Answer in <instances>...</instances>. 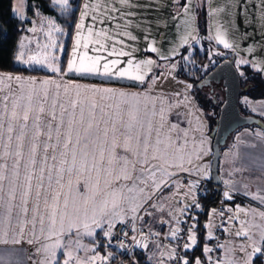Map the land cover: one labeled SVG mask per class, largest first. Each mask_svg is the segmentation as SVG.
<instances>
[{
    "label": "crops",
    "instance_id": "0c3cea01",
    "mask_svg": "<svg viewBox=\"0 0 264 264\" xmlns=\"http://www.w3.org/2000/svg\"><path fill=\"white\" fill-rule=\"evenodd\" d=\"M24 2L25 7L22 9V14L17 13L15 8L17 7V0L14 2V15L22 20L27 11V2L26 0ZM98 3H101L100 8L96 7ZM86 4L88 5L87 8H85ZM204 10L207 12V36L210 43L215 48L232 52L236 56L237 68L241 70V68L249 66L264 80V0H128L127 3H121L120 0H106V2L105 0H82L77 24L81 21L82 12H87V15L83 17L84 29L81 30V45L88 35L89 28L93 32L101 29L107 31L113 39L103 41L106 50L94 51L93 49L98 48L99 45L89 42L88 54L90 56H103L105 60H102L101 64L105 61L119 60L120 63L116 66L118 69L130 67L128 61L131 60L132 67L140 65L141 69L147 72L143 84L115 74L105 76L103 74L82 75L68 72L67 66L69 61L73 59V48L76 43V26L68 59L64 65L65 68L61 69L60 50H58L59 53H53L54 56L59 57L58 59L49 60L50 62L54 61L56 66L61 69L60 73L43 70L51 75L33 76L0 72V75L4 76L21 77L20 81L5 79L0 85L14 82L19 85V89L25 95L35 91V96H42L47 90L49 92V102L45 105L47 112L51 111L52 99L57 92L56 83L61 85L59 89L61 101L65 100L64 89L67 87L70 96H75L76 92L80 93L81 98L95 97L99 100L100 96H104L105 99L102 103L105 104H115L123 98L118 95L110 98L109 94L96 93L92 91L93 89H113L117 94L119 92L140 93L141 103L144 101L146 92L152 96L166 95L169 103L182 102L180 107L173 109V111L185 114L181 117L180 126L188 130L185 151L191 154L192 160V163L189 164L187 157L185 158L184 169L188 170L170 169L175 175L167 178L168 186L162 187L160 191L156 192L152 199L144 205V208L137 213V217L142 218L133 219L129 215L124 217V222H120L119 218L113 220L115 226L118 223H125L132 228L148 230L157 234V236L142 234L140 237L137 257H141L144 264H166L170 260L171 248L162 247L159 237H165L170 242L176 239L180 228L183 226L185 213L195 199L193 187L190 186L194 184L196 178L207 180L212 178L213 131L218 121L214 119L216 116L215 109L206 108L197 97L193 87L186 88L187 82L179 77L175 81L174 89L157 86V81L163 80L159 73L160 67L171 63L173 58H176L178 64L182 63L179 56L181 48L199 39L196 25L198 12ZM93 16L97 17L96 20H93ZM221 40L228 43L230 47H224V43L220 42ZM113 47L117 53L123 51L128 55H109L108 53L112 51ZM152 48L157 51H151ZM31 49L32 47L27 48V53ZM22 50L24 51V47ZM83 51L84 49L81 47L77 51V55ZM26 60H28L27 55ZM148 60L153 61V63L151 65L142 63ZM19 63L26 65L23 61H19ZM149 68L150 71H148ZM153 80H155V84H153ZM30 81H35V83H30ZM42 81H55L56 83L44 84ZM216 86L213 85L210 88L214 89ZM176 93L179 95H175ZM127 99L131 101L133 97L129 96ZM246 101L245 107L253 113L252 116L264 121V99H248ZM24 102L21 101V103ZM37 108L38 105L34 102L33 116L36 114ZM56 111L58 115L59 108ZM169 119L171 122L177 121L175 115H170ZM258 127L251 125L235 130L221 150L218 168L222 185L217 188L223 189L222 196L226 201H234L232 205L241 202L245 205L244 202L249 201L257 207V209L240 207L241 212L237 214L238 221L236 223L237 216L234 211H231L230 224L221 239L223 244L220 252L224 264H246L249 253L252 252L250 248L253 246L261 247L262 252L252 256L251 264H264V261L260 262V257H264V216L261 215L264 213V200L260 199V197H264V130ZM2 131L0 157H3L4 144L7 142L6 123ZM27 132L30 138L33 133L31 120ZM201 140H203V144H201ZM180 143L183 141L181 140ZM15 147L16 136H13V155ZM27 154L26 147L25 157L21 163L20 184L24 182V164L27 163ZM198 155L199 158H197ZM0 163H3L2 159H0ZM7 163L10 168L12 165L11 156ZM5 183L7 186V182ZM33 183L35 185V181ZM225 192L229 194L228 197L224 195ZM18 200L19 192L17 194ZM43 207L41 201L42 210ZM217 215V207H211L207 210L204 218L205 227H203L206 235L202 236L198 232L195 235V243H200L202 249L187 256L188 264H195L197 259L201 261V264L208 263V252L205 251V248H208L210 243L207 236L217 224ZM30 220L31 216H29ZM85 222L89 223L90 229L84 228ZM76 224L77 227L69 229L67 222H65L64 234L61 235L58 221L57 235L49 239L47 231L41 235L38 225L35 235H33L30 231L31 223L29 222L25 227L24 237L20 244H0V264H34L35 261L45 258L51 261V264H65L66 261L67 264H111L114 255L109 250L107 243L114 227L111 229V234L106 236L104 234L105 231H108L106 222H102V227H96L91 224L90 219L84 221L81 217L79 221H76ZM89 231H91V235L88 234ZM237 232H247L251 241L247 242V236L243 234L237 236ZM2 235L3 227L0 225V237ZM57 239L60 240L61 246L55 249V255L53 256L50 250L45 252L43 246H50ZM29 240L32 243H29ZM38 248L41 249L39 254H37Z\"/></svg>",
    "mask_w": 264,
    "mask_h": 264
},
{
    "label": "snow or ice",
    "instance_id": "6c2138e0",
    "mask_svg": "<svg viewBox=\"0 0 264 264\" xmlns=\"http://www.w3.org/2000/svg\"><path fill=\"white\" fill-rule=\"evenodd\" d=\"M57 2L67 4V0H57ZM120 2L127 3L128 0H120ZM87 7L86 4L85 8ZM96 7L100 8L101 3ZM85 15L87 12L81 13V21L76 25L73 59L69 61L67 71L82 75L115 74L143 84L147 72L143 71L140 65L132 67L131 60L128 61L130 67L118 69L116 66L120 63L119 60L105 61L101 64V61L105 60L103 56L88 54L89 42L99 45L98 48L93 49L94 51H104L106 49L103 41L113 38L103 29L93 32L89 28L88 35L81 45V30L84 29ZM92 18L96 20L97 17ZM220 42L224 43V47H230L223 40ZM81 47L84 51L77 55ZM151 51L157 50L152 48ZM108 54L128 55L123 51L117 53L115 47ZM22 57L23 53L18 55L17 59L22 60ZM47 59L45 54L44 60L31 56L23 62L43 64ZM142 63L151 65L153 61ZM48 67L53 72H61L59 67L52 64H48ZM150 70L149 68L148 71ZM5 79L20 81L22 78L0 75V84ZM42 83L56 82L42 81ZM60 87L61 85L56 83L57 92L52 99L50 112L45 108L49 102L47 90L42 96H35L34 100L31 92L25 97L19 88L9 87L8 92L0 88V106H2L0 129H3L6 123L8 133L3 157H0L3 160V163H0V225L3 227L0 244H20L29 222L33 235L38 225L41 235L47 231L48 238L51 239L57 235L58 221L60 234L63 235L65 222L71 229L77 227L76 221L81 217L84 221L90 219L91 224L96 227H102V222H106L108 231L104 234L108 236L115 227L114 219L119 218L120 222H124V217L129 215L133 219L142 218L137 217V213L156 192L168 186L167 178L175 175L170 169L179 168L187 171L188 169H184L186 157L187 163H192L191 154L185 151L188 130L180 126L181 117L185 114L173 111L179 108L182 102L169 103L166 95L152 96L146 92L141 103L140 93L117 94L113 89H93L92 91L96 93L109 94L110 98L117 95L123 98L118 103L105 104L102 103L104 96H100L99 100L95 97L81 98L79 92H76L75 96H70L67 87L64 89L65 100L61 101ZM186 88H191V85H186ZM129 96L133 97V100L129 101L127 99ZM22 100L25 103L22 104ZM34 102L38 108L33 116ZM57 108H59L58 115ZM170 115H175L177 121L171 122ZM30 120L33 133L29 138L27 129ZM13 133H16L14 155ZM2 138L3 133L0 132V139ZM181 140L183 143H180ZM26 147L28 154L27 163L24 164V182L20 184L21 163L25 157ZM10 156L12 165L9 168L7 161ZM190 187H195V184ZM224 195L228 197L229 194L225 192ZM260 199L264 200V197ZM41 201L44 205L43 210ZM196 207L199 205L197 204ZM261 215L264 216V213ZM29 216H31L30 221ZM83 226L85 229H90L87 222ZM88 234L91 235V231ZM242 234L247 236V232L236 233L237 236ZM190 239L195 244V236H190ZM29 243L32 241L29 240ZM60 246V240L57 239L50 246L44 245L43 249L45 252L50 250L54 256L55 249ZM187 247L189 245L186 244L185 248ZM40 251L41 249L38 248L37 254ZM205 251L209 252L211 249L206 247ZM261 252V247L253 246L246 264H251L252 256ZM34 264H51V261L45 258L35 261ZM183 264H188V261H183ZM195 264H201V261L197 259Z\"/></svg>",
    "mask_w": 264,
    "mask_h": 264
},
{
    "label": "trees",
    "instance_id": "16d2710c",
    "mask_svg": "<svg viewBox=\"0 0 264 264\" xmlns=\"http://www.w3.org/2000/svg\"><path fill=\"white\" fill-rule=\"evenodd\" d=\"M14 2L15 0H0V72L1 73H12L22 75H33V76H44L51 75L48 72H44L33 66H26L20 64L19 61H25L26 55L21 49L22 41L26 35H29L31 31H34L37 27L38 18H57L62 26L64 34L60 36V46H63V53H61L60 65L61 69L65 68L68 53L70 51L74 29L77 24L78 16L80 13V7L82 0H71L69 3V9L64 11L70 12L71 15L67 16L60 14L61 10L54 7L53 0H26L27 11L26 16L22 20L14 15ZM197 30L198 38L202 39L204 45L211 44L208 40V22L207 12H198ZM67 37V38H66ZM193 54L187 59L189 62L183 61L186 56L189 55L187 52H183L181 57L182 68L178 74V77L189 83L197 93L200 101L206 108L215 109L216 116L214 119H219L220 106L215 100H209L205 96L203 89L198 87V84L212 71L220 62L231 58L232 52L228 50H222L217 48L220 52L225 53V57H216L215 63L212 65L211 57L208 51L201 49V47H193ZM23 53L22 60H18L17 56ZM59 53V52H58ZM241 77L242 87L246 90L241 94L240 97V109L242 114L252 116L253 113L245 107L243 104V98L247 97L251 100H263L264 99V80L259 77L249 66L237 68ZM210 178V191L206 198L203 200V207L205 212L199 215L197 231L198 234L205 236L204 229L202 228V222L207 214V210L211 207L219 206L222 202V195L218 192V188L213 184ZM227 205H232L234 201H225ZM203 215V216H202ZM200 244V243H199ZM202 249L197 245L192 251L187 253V256L192 252H196ZM138 260L143 263V259L138 257ZM261 262V260H260ZM144 264V263H143Z\"/></svg>",
    "mask_w": 264,
    "mask_h": 264
},
{
    "label": "built area",
    "instance_id": "2783aa9c",
    "mask_svg": "<svg viewBox=\"0 0 264 264\" xmlns=\"http://www.w3.org/2000/svg\"><path fill=\"white\" fill-rule=\"evenodd\" d=\"M194 184L195 187H193V193L195 199L185 213L183 226L180 228L181 230L176 236V239L170 242V240L165 237H159V242L162 247L171 248V258L166 264H183V261H187V253L192 251L197 245L201 247V244L199 243L193 244L190 236H195L198 232L196 228L200 219L199 215L204 212L202 203L210 191V182L204 178H196ZM218 190V192L223 195V189L219 188ZM225 201L224 196H222V202L217 206V224L207 236L210 243L208 249H211V251L208 252L207 264H224L220 252L223 244L221 239L223 238L232 218L230 207L224 203ZM197 204L199 207H196ZM204 224L205 221L202 222V228L205 227ZM124 233H127V235H124ZM142 234H154L157 236L156 233H152L148 230L132 228L125 223L116 224L107 243L109 250L114 255L111 264H143L137 257L140 248L139 241ZM204 234L206 235L205 229ZM186 244L189 245V247L185 248Z\"/></svg>",
    "mask_w": 264,
    "mask_h": 264
},
{
    "label": "rangeland",
    "instance_id": "374dc122",
    "mask_svg": "<svg viewBox=\"0 0 264 264\" xmlns=\"http://www.w3.org/2000/svg\"><path fill=\"white\" fill-rule=\"evenodd\" d=\"M71 0H67V4H62V3H58L57 0L53 1L54 7L58 8V10H61L60 14H62V16L64 15H71V11L67 12L64 11L66 9H69V3ZM25 7V2L24 0H17V13L18 14H22V9H24ZM64 34L63 30H62V26L60 24V22L58 21L57 18H38L37 21V27L36 30L31 31V33L26 37H24V40L22 41V48L24 47V51L23 53L25 55L29 57L31 56H37L38 59L44 60V56L45 54H47L48 59L43 63V64H35V63H26V66H33L36 67L37 69H41L43 70H51L48 67V64H52L53 66H56V64L54 63V61L50 62L49 60H54V59H58L60 57L61 59V53H63V46H60V36ZM67 38V37H66ZM204 45V43L202 42V39H196L194 41H192L190 44L186 45L184 48H181V53L179 56L182 55V53L187 52L189 53V55L186 56L185 60L186 62H189L188 58L191 56V54H193V47H201V49H205L208 51L210 57H211V62L212 65L215 63L216 57H225L226 54L220 52L217 48H215V46L213 44H208ZM29 53H27V48H31ZM21 48V49H22ZM58 50H60V56L56 57L53 55V53L58 52ZM26 52V53H25ZM181 59V57H180ZM188 59V60H187ZM182 60V59H181ZM171 63L167 64V65H162L160 67L159 73L161 75V78L163 80H159L157 81L158 83V87L161 88H166V89H174V85H175V81L178 80V76L177 73L180 72L181 68H182V63H177L176 62V58H173L172 61H170ZM186 85V84H185ZM187 85H189V83H187ZM216 86V85H214ZM9 87L12 88H19V85H17L16 83H6L4 85H0V88H3L4 92H6ZM213 90V92H212ZM203 92L205 94V96H207V98L209 100H215L217 102V104H221L224 101V89L223 86L217 85L216 87L210 88V87H205L203 88ZM32 94L35 98V91H32ZM23 96H27L28 94L25 95V93H22ZM249 98L244 97L243 98V104L246 105V100H248ZM24 102V100H22ZM25 103V102H24ZM23 104V103H22ZM2 107V106H0ZM22 115V113H21ZM259 128V127H258ZM0 132L3 133L2 129H0ZM13 136H16V134H13ZM245 205L241 203H237L234 205H231L230 209L231 211L235 212V215L237 216L235 219V223L238 221V215L240 214L238 212H241L240 207H252L253 209H257L256 206H253L251 203L248 202H244ZM247 242L251 241V238L249 235H247ZM237 244H239V242H237ZM250 250H252V248H250ZM264 252V251H263ZM261 262L264 261V257H260Z\"/></svg>",
    "mask_w": 264,
    "mask_h": 264
},
{
    "label": "water",
    "instance_id": "95a60500",
    "mask_svg": "<svg viewBox=\"0 0 264 264\" xmlns=\"http://www.w3.org/2000/svg\"><path fill=\"white\" fill-rule=\"evenodd\" d=\"M236 56L220 62L198 84L200 89L213 85H222L224 89V101L220 106L219 119L214 132L213 157H212V181L216 187L222 185L219 175L221 150L235 130L245 126L257 125L264 130V121L254 116L242 114L240 109V97L246 90L242 87L241 77L236 66Z\"/></svg>",
    "mask_w": 264,
    "mask_h": 264
}]
</instances>
